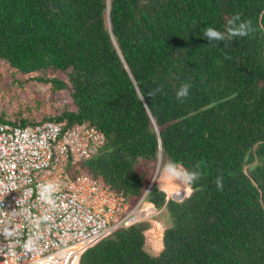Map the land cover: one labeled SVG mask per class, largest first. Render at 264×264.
I'll use <instances>...</instances> for the list:
<instances>
[{
    "label": "trees",
    "instance_id": "obj_1",
    "mask_svg": "<svg viewBox=\"0 0 264 264\" xmlns=\"http://www.w3.org/2000/svg\"><path fill=\"white\" fill-rule=\"evenodd\" d=\"M236 15L252 31L209 45L203 30L226 32ZM0 61L67 89L73 105L38 121L0 112V121L94 125L104 144L81 171L126 203L158 156L159 168L172 160L200 173L181 201L155 185L143 198L164 209L162 250H144V235L158 249L160 231L137 221L77 264H264V0H0Z\"/></svg>",
    "mask_w": 264,
    "mask_h": 264
},
{
    "label": "built area",
    "instance_id": "obj_2",
    "mask_svg": "<svg viewBox=\"0 0 264 264\" xmlns=\"http://www.w3.org/2000/svg\"><path fill=\"white\" fill-rule=\"evenodd\" d=\"M103 144L100 130L85 122L0 121V264H77L110 232L146 218L135 212L145 194L130 207L81 171ZM48 184L55 191L43 199Z\"/></svg>",
    "mask_w": 264,
    "mask_h": 264
},
{
    "label": "rangeland",
    "instance_id": "obj_3",
    "mask_svg": "<svg viewBox=\"0 0 264 264\" xmlns=\"http://www.w3.org/2000/svg\"><path fill=\"white\" fill-rule=\"evenodd\" d=\"M37 75H39L37 72L30 74L19 73L7 66L5 62L0 61V112L3 113L4 117L13 120L17 116H20L26 118L28 121H38L43 117L56 115L62 109L71 110L73 108L67 89H53L48 81L42 82L35 79ZM54 75L65 79L64 74L60 71H57ZM43 76L50 77L51 71H46ZM155 168L152 176L155 173V179H157L160 168L159 166L156 170ZM154 182L158 181L154 180ZM154 182L153 186H159V182L158 184ZM164 190L167 191L168 195L180 194V199L174 201H181L185 196V193L183 194L184 190L175 184L170 183ZM139 198L133 203H128V205L130 207L135 206ZM139 204L141 203L139 202ZM142 205L144 206V204ZM142 205L141 207L138 206L137 210L140 209L139 212L141 215L146 216V218L139 221H147L150 228L154 224V231H160V246L156 250H153L146 244V235H144V250L150 254H155L161 249L162 245L161 234L165 227L164 209L152 210V213L149 215V208L142 207Z\"/></svg>",
    "mask_w": 264,
    "mask_h": 264
},
{
    "label": "clouds",
    "instance_id": "obj_4",
    "mask_svg": "<svg viewBox=\"0 0 264 264\" xmlns=\"http://www.w3.org/2000/svg\"><path fill=\"white\" fill-rule=\"evenodd\" d=\"M250 31H252L250 22L241 21L240 16L236 15L228 21L226 32L218 31L209 26L203 30L202 36L207 38L209 45H212L214 42H226L225 46H227V43H230L233 38L247 36ZM190 87V84L182 85L177 92V99L187 97ZM156 91H159V89ZM161 165L159 177L155 179L159 182V190H163L171 183L180 186L185 191V194L190 196L192 193L191 185L199 179L200 173L196 171L189 172L183 167L182 163L172 160L161 162ZM177 181L179 183H176ZM216 183L217 188L221 189L222 182L219 178ZM54 191L55 186L52 184L41 186V198L48 199L50 194Z\"/></svg>",
    "mask_w": 264,
    "mask_h": 264
},
{
    "label": "water",
    "instance_id": "obj_5",
    "mask_svg": "<svg viewBox=\"0 0 264 264\" xmlns=\"http://www.w3.org/2000/svg\"><path fill=\"white\" fill-rule=\"evenodd\" d=\"M106 26H107V29H108V31H109V33H110V28H109V21H108V11H107V17H106ZM159 166V156H158V158H157V161H156V168H155V170L157 169V167ZM155 174V173H154ZM154 174H153V176H154ZM153 176L151 177V179H150V181L148 182V184H147V186L145 187V189H144V191H143V193H142V195H141V198H143V196H144V194H146V192L149 190V188L152 186V184H153V182H152V180H153ZM158 188H159V186H157ZM167 193H166V196H165V198H167ZM160 251V250H159Z\"/></svg>",
    "mask_w": 264,
    "mask_h": 264
},
{
    "label": "bare ground",
    "instance_id": "obj_6",
    "mask_svg": "<svg viewBox=\"0 0 264 264\" xmlns=\"http://www.w3.org/2000/svg\"><path fill=\"white\" fill-rule=\"evenodd\" d=\"M155 177H156V175L154 174V177H153L152 182H154ZM184 193H185V191L183 192V194H184ZM181 194H182V193H181ZM171 196H172L174 199H176V200H177V199H180V198H179L180 194H173V195H171ZM142 207H148V206H145V205L143 206V205H142ZM148 208H149V207H148ZM137 209H138V208L135 209V212H139L140 209H139V210H137ZM136 210H137V211H136ZM150 213H151V212H150V209H149V214H150ZM141 216H143V215H141ZM143 217H144V216H143Z\"/></svg>",
    "mask_w": 264,
    "mask_h": 264
},
{
    "label": "crops",
    "instance_id": "obj_7",
    "mask_svg": "<svg viewBox=\"0 0 264 264\" xmlns=\"http://www.w3.org/2000/svg\"><path fill=\"white\" fill-rule=\"evenodd\" d=\"M163 191H164L165 193H167L164 189H163ZM153 225H154V224H153ZM153 225H152V226H153Z\"/></svg>",
    "mask_w": 264,
    "mask_h": 264
}]
</instances>
